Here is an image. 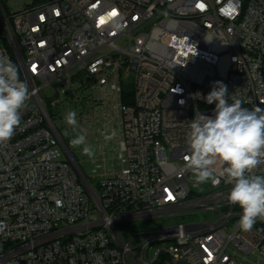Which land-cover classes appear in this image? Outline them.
<instances>
[{"label":"built area","instance_id":"1","mask_svg":"<svg viewBox=\"0 0 264 264\" xmlns=\"http://www.w3.org/2000/svg\"><path fill=\"white\" fill-rule=\"evenodd\" d=\"M0 24V51L30 92L0 144V264H264L262 220L242 231L232 185H196L185 168L190 121L215 107L191 94L222 81L264 109V0H41L11 12L0 0ZM79 73L120 118L121 168H94L92 189L46 106L58 99L41 93L66 92L54 83ZM129 82L134 104L122 101ZM188 214L201 218L134 230Z\"/></svg>","mask_w":264,"mask_h":264},{"label":"clouds","instance_id":"2","mask_svg":"<svg viewBox=\"0 0 264 264\" xmlns=\"http://www.w3.org/2000/svg\"><path fill=\"white\" fill-rule=\"evenodd\" d=\"M29 98L28 85L21 79L18 66L0 51V144L13 137ZM191 98L203 99L215 107L212 115L197 111L190 121L185 168L193 173L196 185H215L221 179L231 184L227 200L239 206V228L249 232L257 219L264 221V175L254 174L264 165V109L245 107L244 100L229 93L222 81L213 82L206 96L197 92ZM76 117L75 111H69L66 123L75 128ZM116 134L107 126L102 132L105 141ZM70 144L81 148L89 158L94 156L85 132L71 139Z\"/></svg>","mask_w":264,"mask_h":264},{"label":"rangeland","instance_id":"3","mask_svg":"<svg viewBox=\"0 0 264 264\" xmlns=\"http://www.w3.org/2000/svg\"><path fill=\"white\" fill-rule=\"evenodd\" d=\"M40 0H2L3 5L8 12L19 11L28 5L39 3ZM74 73V70H71ZM59 90L65 88L66 92L55 94L54 89L47 88L41 93L52 100H57L58 103L51 105L46 103L52 118L61 132V137L66 143L67 147L74 155L77 163L84 171L87 178L90 179L93 186H97L96 180L92 177L94 168H97L96 174L101 175L105 172H111L121 168V163L118 158V137L115 136L110 141H105L100 129L106 126L109 130L115 129L118 133V119L115 109L110 102L103 103L99 98L104 96L102 90L97 86H82L78 81H71V83H64L61 86L59 83H54ZM104 91V90H103ZM106 96V95H105ZM69 111L77 113V125L75 128L66 123L65 117ZM85 132L87 142L94 150V156L89 158L82 153L81 148L73 147L70 140L77 135ZM198 191L202 188L198 187ZM201 218V214H188L185 216H172L164 218H154L147 221H137L134 223V230L148 229L155 227H162L180 221H191ZM125 239H128L125 237Z\"/></svg>","mask_w":264,"mask_h":264},{"label":"trees","instance_id":"4","mask_svg":"<svg viewBox=\"0 0 264 264\" xmlns=\"http://www.w3.org/2000/svg\"><path fill=\"white\" fill-rule=\"evenodd\" d=\"M0 37L4 39V28L1 24H0ZM84 77H85V73H79L76 76V81H78L82 86H91L92 78L88 77L86 81H84ZM122 101L124 104H134V89H133V84L131 82L123 84ZM259 228L262 231H264V221H262L259 224Z\"/></svg>","mask_w":264,"mask_h":264},{"label":"water","instance_id":"5","mask_svg":"<svg viewBox=\"0 0 264 264\" xmlns=\"http://www.w3.org/2000/svg\"><path fill=\"white\" fill-rule=\"evenodd\" d=\"M59 136H60V138H61V141H62V144H63L65 150L68 152V154H69L70 157L72 158L73 162L75 163V166H76V168H77V171H78V173H79L81 179L85 182V184L87 185V187H88L89 189H92V188H91V184H90V182H89L87 176L85 175L84 171L82 170V168H81V167L79 166V164L77 163V161H76L74 155L71 153V151H70L69 148L67 147L66 143L64 142V140H63V138L61 137L60 134H59Z\"/></svg>","mask_w":264,"mask_h":264},{"label":"crops","instance_id":"6","mask_svg":"<svg viewBox=\"0 0 264 264\" xmlns=\"http://www.w3.org/2000/svg\"><path fill=\"white\" fill-rule=\"evenodd\" d=\"M117 119H118L119 128H118V133L116 134V136L118 137V143H119V140H120V118L118 117V115H117Z\"/></svg>","mask_w":264,"mask_h":264},{"label":"snow or ice","instance_id":"7","mask_svg":"<svg viewBox=\"0 0 264 264\" xmlns=\"http://www.w3.org/2000/svg\"><path fill=\"white\" fill-rule=\"evenodd\" d=\"M114 14V13H113Z\"/></svg>","mask_w":264,"mask_h":264}]
</instances>
